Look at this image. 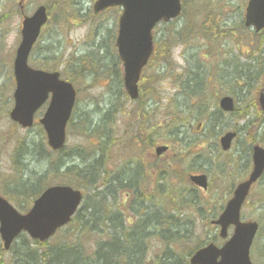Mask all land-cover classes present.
Here are the masks:
<instances>
[{
  "label": "rangeland",
  "instance_id": "374dc122",
  "mask_svg": "<svg viewBox=\"0 0 264 264\" xmlns=\"http://www.w3.org/2000/svg\"><path fill=\"white\" fill-rule=\"evenodd\" d=\"M95 1L29 0L22 14L19 0H0V195L25 214L35 200L32 195L50 186H75L93 207L81 219L87 216L92 220L85 221L84 227L82 224L65 228L47 246L81 241L90 250L97 240L110 234L109 222L101 221L103 218L118 217L119 223L127 225L128 192L131 193L128 198L134 197L135 190L141 188L146 198H153L151 190L159 182L167 185L170 199L176 202L187 201L185 197L189 195H201L205 199L200 205L201 213L188 215L191 225L185 230L189 229L190 234L185 232L178 240V259L173 263L189 264L188 254L204 241L225 244L226 240L220 238L219 230L211 222L223 212L235 187L250 173L251 146L259 143L264 147V114L256 102L264 88V76L259 75L255 88L245 87L237 80L231 64L247 65V59L257 57L264 65V57L260 56L264 34L253 35L241 24L248 0H186L183 17L158 28L155 58L151 68L143 73L145 98L131 102L123 96L122 64L115 47L121 10L94 15ZM41 5L49 7L50 21L33 50L30 66L59 72L77 91L67 146L61 154L48 148L40 125L24 130L9 117L16 88L12 66L21 41L22 21ZM262 67L260 71L264 70ZM248 72H253L250 67ZM190 79L195 82L188 89L197 90L200 98L195 92L185 90ZM244 88L251 91L245 92ZM228 94L241 99L237 111L217 120L213 112L218 109L220 99ZM46 107L39 112L38 119ZM202 118L207 124L209 118L212 125L197 130ZM158 125L161 128L154 130ZM164 125L167 127L163 128ZM233 130L238 132V138L231 151L223 153L219 138ZM172 131L186 144L194 146L197 142L200 148L204 146V157H200V149L183 154L180 146L171 142ZM104 144L106 150L100 148ZM158 146L170 148L162 159L153 156ZM98 159L101 167L95 169L90 164ZM71 166H76L78 171L68 173L67 167ZM137 167L142 175L133 186L118 190L117 182L126 180ZM83 169L91 175L105 169L100 174L102 179L95 183L105 185L89 186L86 179L78 176ZM111 170L118 174L111 175ZM197 174L210 176L211 188L207 194L190 184L189 177ZM23 183L30 188V195L27 191H13ZM115 198H120L122 210L117 211L115 205L113 212H106V205L111 206ZM99 205L103 207L96 210L95 206ZM180 206L183 213H188L186 207ZM99 216L103 217L98 220ZM242 219L260 224L251 258L254 264H264V179L254 188L242 210ZM47 249H38L39 255ZM164 250L163 246L161 255ZM1 251L0 264H21L24 255L31 259V240L22 235L10 252L2 248ZM161 258L151 256L148 264H162Z\"/></svg>",
  "mask_w": 264,
  "mask_h": 264
},
{
  "label": "water",
  "instance_id": "95a60500",
  "mask_svg": "<svg viewBox=\"0 0 264 264\" xmlns=\"http://www.w3.org/2000/svg\"><path fill=\"white\" fill-rule=\"evenodd\" d=\"M123 6L125 13L121 18L120 36L117 41L120 56L124 62L125 88L131 99L139 97L138 81L142 69L152 54L151 32L155 25L180 15L179 0H102L96 5V11L111 6ZM246 26H254L259 32L264 28V0H251L247 8ZM45 8H40L33 18L26 19L23 29V41L17 51L14 72L17 82L15 92L16 105L11 113L13 121L23 127H31L36 111L46 102L49 93L53 94L51 105L41 121L47 132L49 145L54 150L63 148L66 141L65 128L70 118L75 100L72 86L59 81L58 74H47L31 70L27 65L32 46L37 41L41 28L46 24ZM264 110V98L260 100ZM224 110H232V100H222ZM234 134L226 135L222 140L224 150H228ZM165 149H158L162 154ZM255 168L250 179L239 185L234 198L228 203L224 214L217 224L222 226V236L230 225L236 226L233 241L224 249L209 247L200 251L192 259V264H250L248 259L250 244L257 232L256 224H241L240 210L251 186L264 172V150L255 149ZM193 182L206 189V177H195ZM82 201V195L68 187L47 189L35 201L33 209L26 216L20 215L0 196V235L9 249L14 239L26 231L33 240H48L61 227L71 221ZM222 261L217 263V259Z\"/></svg>",
  "mask_w": 264,
  "mask_h": 264
},
{
  "label": "trees",
  "instance_id": "16d2710c",
  "mask_svg": "<svg viewBox=\"0 0 264 264\" xmlns=\"http://www.w3.org/2000/svg\"><path fill=\"white\" fill-rule=\"evenodd\" d=\"M245 69L236 68L238 78H244L248 80L250 76H253L255 73H246L245 75L242 72ZM252 78V77H251ZM94 167V165H92ZM77 167H71L67 170L75 169ZM95 168V167H94ZM76 170V169H75ZM88 170V169H87ZM76 172V171H73ZM78 176H81L84 180L90 178L92 175L89 171L80 170ZM135 180H123L119 181L118 190H125L131 188ZM25 183L19 187L20 190L27 191L29 195L31 194L30 188H26ZM29 190V191H28ZM37 195H32V198H36ZM93 208L90 207V204H86L84 209L78 213L77 217L72 223V227H80L85 221L80 217L87 213V209ZM96 210H100V205L95 206ZM168 209H165L166 213ZM107 223H110V234L105 236L103 239L96 241V246L90 250L88 247H85L81 241L77 244L68 245L66 244H56L52 246H47V244H39L37 242L31 241V259L29 257H22V264H143L144 256L147 255V251L154 249L157 252H162L163 246L165 248L162 255V262L165 264H173L175 260L166 259L169 255V247L173 244L174 239H178L182 220L179 216L175 215H166L163 218V223L160 228V223L151 222V219H143L142 223H146L145 232L141 230H134L131 232H126L123 230L122 224H115V219L113 216H107L103 220ZM114 225V227L112 226ZM90 232L92 229H89ZM119 230L120 233L116 231ZM87 234V233H86ZM41 248H48L46 252L39 255V250ZM170 262V263H169ZM172 262V263H171Z\"/></svg>",
  "mask_w": 264,
  "mask_h": 264
},
{
  "label": "bare ground",
  "instance_id": "6f19581e",
  "mask_svg": "<svg viewBox=\"0 0 264 264\" xmlns=\"http://www.w3.org/2000/svg\"><path fill=\"white\" fill-rule=\"evenodd\" d=\"M92 59H94V58H92ZM93 64H94V61H93ZM102 171L106 172L105 169H103V170L101 169L98 172L94 173V175H92L90 178L86 179V181L89 184V186H91V187L95 186L96 187V185H99V186L100 185H102V186L105 185L104 182H102L103 184H100L101 182H98V184L95 185V183H97L96 180L102 179V178H100V174H103ZM68 173H70V172H68ZM110 174L115 176V175L118 174V172L116 173V172L111 170ZM103 178L106 179V177L104 175H103ZM114 183H116V181ZM105 187L109 188V186H105ZM13 191L15 193L23 192V190H20L18 188L13 189ZM40 197L41 196H36L37 199H39ZM126 198H127V201H126V205L125 206L127 208H130V210L127 209L128 210L127 213H129V212L130 213H134L136 215H139V216L143 217V219H146V220L151 219V221H152L153 218L161 216L165 212V209H166V203L152 201V200H144V201L138 202L137 204H135L134 207H132L131 204H130L129 198L128 197H126ZM115 205L117 206V209H116L117 211H121L122 210L121 209L122 203L120 202V198L119 199L115 198L114 199V203L111 206L108 207L106 205V212H110V211L113 212ZM100 206H102V205H100ZM123 210H125V209H123ZM102 217L103 216H99L98 220H100ZM88 220H92V219L86 216L84 221H88ZM94 221H96V220H93V222ZM173 257H174L173 255L169 254L166 259H168L170 261V260L173 259ZM39 264H42V263H39Z\"/></svg>",
  "mask_w": 264,
  "mask_h": 264
}]
</instances>
